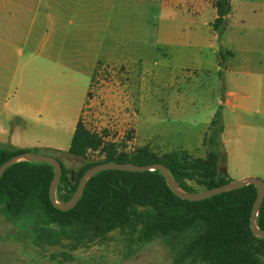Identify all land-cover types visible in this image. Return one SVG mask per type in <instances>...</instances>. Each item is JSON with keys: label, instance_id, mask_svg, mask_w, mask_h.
Instances as JSON below:
<instances>
[{"label": "rangeland", "instance_id": "obj_1", "mask_svg": "<svg viewBox=\"0 0 264 264\" xmlns=\"http://www.w3.org/2000/svg\"><path fill=\"white\" fill-rule=\"evenodd\" d=\"M215 1L161 0L160 5H142L130 0L127 24H123L127 30L116 34L104 26L97 32L102 45L98 58L102 63L112 61L99 65L91 82L59 80L44 66L39 70L40 88L35 64L26 66L23 59L14 62L16 66L0 63V129L11 135L16 147L57 157L65 168L76 172L84 163L103 158L98 151H89L84 158L66 153L79 106L85 102L78 122L117 151L145 149L159 157L184 151L193 159L205 160L208 149L202 142L210 111H219L226 119L230 116L221 106L223 85L210 50V45L219 48L210 31ZM106 19L105 13L99 15L98 25ZM115 39L122 42V48L108 47ZM14 70L16 80L21 74L30 79V72L36 78L25 113L12 110L24 98L7 88L9 81L4 77H11ZM8 142V136L0 132V149H6ZM218 154L226 179L239 180L243 163L226 155L223 164L224 149ZM29 225L25 219L10 224L0 211V264H175V252L161 239L137 245L117 229L104 240L73 248V242L65 239L57 245L37 243Z\"/></svg>", "mask_w": 264, "mask_h": 264}, {"label": "trees", "instance_id": "obj_2", "mask_svg": "<svg viewBox=\"0 0 264 264\" xmlns=\"http://www.w3.org/2000/svg\"><path fill=\"white\" fill-rule=\"evenodd\" d=\"M212 31L220 34L226 27L229 0L215 1ZM230 54L218 51L223 68ZM223 124L217 111L203 138L208 149L205 160L193 159L184 151H172L159 157L145 149L117 151L113 144H103L97 134L75 126L67 154L84 158L86 153L100 152L101 160L84 163L76 172L62 165L56 199L68 201L83 173L98 164H163L183 190L198 192L230 182L219 166L223 150ZM35 149L9 145L0 149V165L12 156ZM61 153L60 150H51ZM53 157V156H52ZM59 160L57 157H54ZM60 161V160H59ZM225 164V153L222 160ZM53 168L47 163L20 162L5 169L0 176V211L13 224L25 219L37 243L57 245L62 239L76 248L101 241L120 230L137 245L161 239L175 252V264H264V238L254 237L249 227L256 198L253 185L190 202L181 200L167 187L160 172L141 173L108 170L95 174L85 184L76 206L62 212L49 199ZM190 183L195 185L193 188ZM256 224L264 229V198Z\"/></svg>", "mask_w": 264, "mask_h": 264}, {"label": "crops", "instance_id": "obj_3", "mask_svg": "<svg viewBox=\"0 0 264 264\" xmlns=\"http://www.w3.org/2000/svg\"><path fill=\"white\" fill-rule=\"evenodd\" d=\"M137 3L160 5L161 0H135ZM130 0H0V63L16 66L18 59L26 66L35 64L40 88L44 66H49L59 80L89 79L102 63L97 41L98 30L104 27L119 34L127 30ZM228 23L220 34L210 31L218 40L219 48L210 45L214 68L223 85L221 106L230 113L222 117L221 140L227 159L243 163L241 178H264V0H229ZM107 15L106 23L98 25V16ZM215 18V17H214ZM113 19H115L113 21ZM110 40L109 48H122V42ZM223 49L230 56L226 66H219L218 51ZM16 51V52H14ZM12 58V61L10 60ZM16 60V61H13ZM15 62V63H14ZM25 73V72H24ZM31 73V72H30ZM23 74L16 80L15 70L11 77H4L16 95L23 100L12 105L19 113L29 111V99L34 96L32 78ZM25 80V85L23 82ZM15 82V83H14ZM63 87V86H62ZM43 88V87H42ZM65 88V87H64ZM86 92L83 98L86 99ZM85 102L79 106V115ZM216 113V112H215ZM208 115L206 131L214 114ZM79 115L75 122H78ZM73 129V133L75 130ZM1 135H11L0 129ZM73 135V134H72ZM228 144H232L229 149ZM55 149V148H52ZM58 150V149H55ZM255 156V158H253ZM240 178V179H241ZM264 181V179H262Z\"/></svg>", "mask_w": 264, "mask_h": 264}, {"label": "water", "instance_id": "obj_4", "mask_svg": "<svg viewBox=\"0 0 264 264\" xmlns=\"http://www.w3.org/2000/svg\"><path fill=\"white\" fill-rule=\"evenodd\" d=\"M20 162L47 163L53 168V177L49 186V199L53 207L62 212L68 211L76 206L77 202L81 197L86 182L92 176H94L97 173L108 170L135 172V173L158 171L164 178L169 190L175 196H177L181 200H186L190 202L201 201L218 194L243 188L247 185H253L256 189V198L251 210L249 227L254 237L264 238V229H260L256 224L257 214L264 198V181L254 176L243 177L237 181L228 182L221 186L192 193L185 191L181 187H179L178 184L174 181L168 169L163 164L157 163V164H148V165H136L131 163H104V164L95 165L87 169L79 179L77 188L73 193L72 197L66 202H59L56 199L55 193L60 175L62 173L61 162L52 156L27 151L21 154L14 155L10 159L5 161L3 164H1L0 176L5 171L6 168Z\"/></svg>", "mask_w": 264, "mask_h": 264}]
</instances>
